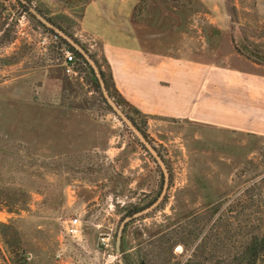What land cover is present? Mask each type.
I'll use <instances>...</instances> for the list:
<instances>
[{
  "label": "rangeland",
  "instance_id": "374dc122",
  "mask_svg": "<svg viewBox=\"0 0 264 264\" xmlns=\"http://www.w3.org/2000/svg\"><path fill=\"white\" fill-rule=\"evenodd\" d=\"M27 1L98 60L113 97L165 159L170 179L157 208L129 218L161 194L158 163L96 90L90 65L79 60L78 74H68L64 59L72 49L27 6L0 0V197L13 201L0 208V264H15L2 223L12 224L6 233L31 264H219L241 252L242 237L264 233L263 136L153 120L126 101L98 35L113 14L120 17V0ZM133 1V30L185 31L192 36L186 44L217 63L264 66V0ZM91 3L95 11L85 20ZM76 216L78 237L66 229Z\"/></svg>",
  "mask_w": 264,
  "mask_h": 264
},
{
  "label": "crops",
  "instance_id": "0c3cea01",
  "mask_svg": "<svg viewBox=\"0 0 264 264\" xmlns=\"http://www.w3.org/2000/svg\"><path fill=\"white\" fill-rule=\"evenodd\" d=\"M133 2L120 0V17L113 14L98 33L100 55L125 100L153 120L171 118L264 137V66L217 63L203 48L191 49L186 43L192 36L185 31L133 30ZM92 5L85 20L95 11ZM176 33L178 40L170 42Z\"/></svg>",
  "mask_w": 264,
  "mask_h": 264
},
{
  "label": "trees",
  "instance_id": "16d2710c",
  "mask_svg": "<svg viewBox=\"0 0 264 264\" xmlns=\"http://www.w3.org/2000/svg\"><path fill=\"white\" fill-rule=\"evenodd\" d=\"M21 4H22V6H25L23 3H21ZM47 18L50 21H52L53 23L56 24V22L53 21L51 18H49V17H47ZM53 32L59 37V39L63 43L68 45L73 50V52H75V54L79 58V60H82L83 62L88 64L87 60L83 57V55L77 49H75L71 44H69V42H67L59 33L55 32V31H53ZM76 40L79 42L78 39H76ZM95 60L98 63V60L97 59H95ZM99 67H100L102 76L105 79L106 85H107L111 95L114 96V94L111 92L109 82L106 79V73L104 72V70L102 69L100 64H99ZM92 74L94 75L95 88H96L97 91H99L101 93V95L103 97V94H102V91L100 89V85H99L98 79L95 76L93 70H92ZM104 101H106V100L104 99ZM117 102H118V104H120V101H117ZM127 114L134 121V123L143 131V133L147 136L146 132L138 124L136 119L132 115H130L129 113H127ZM10 164H11V160H4L3 168H5L6 170H10V166H9ZM160 171H161V169H160ZM249 189H250V187L246 190V192H248ZM243 194H246V193L244 192ZM7 197H9V196H7ZM242 199L244 200V198L241 196V198L238 200L239 203L241 204V205H239V207H241V208L244 207V202H241ZM5 202L8 203V204L9 203H13V201L11 199H9V198L3 199V198L0 197V208H1L2 205H4ZM8 204H6V205H8ZM138 210H140V209H138ZM232 210H234V212H237V213L239 212L240 213V211H238L236 209V207H235V209L233 208ZM134 212H136V211L134 210L133 213ZM214 224H216V222ZM11 226H12V224L2 223L1 228H2L3 239H4V241H5L6 245H7V249H9V253L12 256V259H13L14 263L15 264H31L29 259H28V257H27V253H26V250L24 249V247L19 242L11 240L10 237L8 236L9 234L6 233V228L8 229ZM227 226H229V225H227ZM212 228H213V226L211 227V229ZM14 233L16 235L15 238L17 239L18 238V236H17L18 235V229H15ZM228 233L230 234L229 230H228ZM209 235H210V232H207L205 234V236L203 237V239L201 241V244L205 242V240L209 237ZM241 239H244V241L240 240V242H241L240 245L242 247L241 252H238L236 255L229 256V258H225L222 261L219 260V264H264V233L262 235L253 234L251 236V238H249L247 240H245V237H242ZM220 240H221V237H220V233H219V244H220ZM17 241H19V239H17ZM0 253H1V249H0ZM184 264H190V259L188 261H186Z\"/></svg>",
  "mask_w": 264,
  "mask_h": 264
},
{
  "label": "water",
  "instance_id": "95a60500",
  "mask_svg": "<svg viewBox=\"0 0 264 264\" xmlns=\"http://www.w3.org/2000/svg\"><path fill=\"white\" fill-rule=\"evenodd\" d=\"M21 3H23L25 6L29 8V11L46 27L54 30L55 32L59 33L69 44H71L75 49H77L83 57L87 60L88 64L90 65L91 69L93 70L95 76L98 79L100 89L102 91L103 97L106 100L109 107L112 109L114 113H116L121 120L126 124V126L135 134V136L140 140L142 145L146 148V150L151 154V156L155 159V161L158 163L164 177V185L163 189L161 191V194L159 197L151 203L146 208H143L139 211L134 212L129 218H134L138 216H142L144 214H147L151 212L153 209L157 208L160 203L162 202L165 192L169 185V179H170V173L168 166L162 157V155L159 153V151L153 146V144L148 140L147 136L143 133V131L134 123V121L130 118V116L121 108V106L118 104V102L115 100V98L111 95L105 79L102 76L100 67L97 63V61L92 57V55L88 52V50L79 43L75 38H73L71 35H69L67 32H65L63 29L58 27L56 24H54L52 21H50L45 15H43L40 11H38L35 7L30 6L28 4L27 0H19ZM121 235L122 230L120 229L119 236L117 239V250L118 254H120V245H121ZM121 262H123L121 260Z\"/></svg>",
  "mask_w": 264,
  "mask_h": 264
},
{
  "label": "built area",
  "instance_id": "2783aa9c",
  "mask_svg": "<svg viewBox=\"0 0 264 264\" xmlns=\"http://www.w3.org/2000/svg\"><path fill=\"white\" fill-rule=\"evenodd\" d=\"M79 58L76 56L75 52L72 50H68L65 54V71L68 74L77 75L79 72L78 66H79ZM67 232L74 236L78 237L83 234V228H82V222L79 217L71 218L68 222V225L66 227Z\"/></svg>",
  "mask_w": 264,
  "mask_h": 264
}]
</instances>
